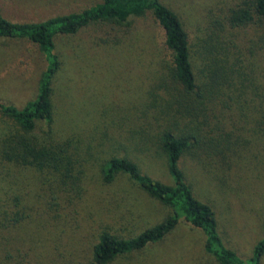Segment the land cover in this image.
Instances as JSON below:
<instances>
[{"label": "rangeland", "instance_id": "1", "mask_svg": "<svg viewBox=\"0 0 264 264\" xmlns=\"http://www.w3.org/2000/svg\"><path fill=\"white\" fill-rule=\"evenodd\" d=\"M241 1L161 0L188 36L203 95L191 112L171 100L172 55L150 13L55 39L52 123L49 130L36 122L30 135L41 145L67 144L75 178L62 183L49 171L8 161L4 147L22 132L0 113V264H95L102 232L128 240L160 223L169 208L125 174L104 183L101 170L113 157L127 158L142 174L172 184L160 136L190 128L200 135L179 161L185 180L213 209L225 246L243 260L252 256L264 221V19L231 28L226 17ZM101 2L0 0V16L39 23ZM203 46L212 50L209 68ZM45 68L36 44L0 39V103L23 108ZM210 69L218 71L212 79ZM204 244V234L181 219L161 241L108 264H219Z\"/></svg>", "mask_w": 264, "mask_h": 264}, {"label": "trees", "instance_id": "2", "mask_svg": "<svg viewBox=\"0 0 264 264\" xmlns=\"http://www.w3.org/2000/svg\"><path fill=\"white\" fill-rule=\"evenodd\" d=\"M150 13L164 32L165 45L171 52L172 60L169 76L177 91L173 102L180 108L191 112L199 107L203 95L199 92L196 75L191 62L188 36L179 17L161 0H102L80 12L49 18L39 23H12L0 16V39H25L38 46L42 52L46 68L43 72L35 98L23 108L0 103V113L11 119L21 130L5 145L3 155L8 161H22L49 171L62 183L75 178V161L68 153L67 144L50 143L41 145L30 134L36 128V122L43 121L50 130L53 116V82L60 68L55 53V39L59 36L75 35L95 23H110L123 26L131 17H141ZM257 18L264 19V0H242L229 11L226 19L231 28L245 27ZM203 61L209 68L213 61L212 50L202 47ZM204 69V71L206 70ZM217 70L210 69L208 77L217 76ZM199 131L185 129L181 134L165 131L160 136L162 150L167 158V171L172 184H163L140 172L138 166L127 158L113 157L102 167V181L111 183L119 174H125L150 198L170 209V214L160 223L145 229L131 239H120L104 231L93 248L95 264H108L119 255L140 251L148 245L157 243L171 233L182 219L192 227L199 229L205 236V252L215 258L219 264H261L264 256L263 236L254 246L252 256L243 260L223 243L217 227L213 209L197 200L190 185L179 167L182 155L197 145Z\"/></svg>", "mask_w": 264, "mask_h": 264}]
</instances>
